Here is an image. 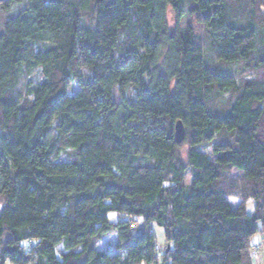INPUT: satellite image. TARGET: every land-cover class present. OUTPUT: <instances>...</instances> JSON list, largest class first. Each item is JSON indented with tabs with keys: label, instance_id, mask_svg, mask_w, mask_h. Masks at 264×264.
Masks as SVG:
<instances>
[{
	"label": "trees",
	"instance_id": "obj_1",
	"mask_svg": "<svg viewBox=\"0 0 264 264\" xmlns=\"http://www.w3.org/2000/svg\"><path fill=\"white\" fill-rule=\"evenodd\" d=\"M0 204V264H254L264 0H0Z\"/></svg>",
	"mask_w": 264,
	"mask_h": 264
},
{
	"label": "rangeland",
	"instance_id": "obj_2",
	"mask_svg": "<svg viewBox=\"0 0 264 264\" xmlns=\"http://www.w3.org/2000/svg\"><path fill=\"white\" fill-rule=\"evenodd\" d=\"M196 20H197V17H195L193 19L192 18H190V19L188 18V19L184 20L181 23V26L184 27L185 25L189 24V25H193L195 27L196 33H197V35L200 38V43L206 48V50H207L206 54L209 57L208 42L206 40L205 33L203 31V28L196 22ZM170 22H171V28L174 29V21H173V16H172L171 12H170ZM208 57H207V59L209 61ZM217 64H219V65L223 66L224 68H226L227 71L224 74H227L228 70H230V68H232L231 64H228V63L217 62ZM77 90H78V86L75 85V84H72V86L69 89V94L73 95V94H75L77 92ZM216 100L217 101H215V105H219L220 102L224 101L223 99H222V101H220L221 98L216 99ZM187 152H188V145L181 144L180 147H179V150H178V155H179L180 159L183 160L184 162L186 161ZM207 155L211 157V152H210L209 149L207 150ZM65 159H67V158L65 157ZM225 177L226 178L235 179L236 183H238L240 186L244 185V182L242 180V176L240 174L234 172L233 170L228 172V174ZM190 182H191V170H189V172L187 173V176H186V179H185V184L186 185L190 184ZM227 183H228V181H226V184ZM229 202H230V204L232 206H237V204H238V202H236V200H232V199H230ZM1 207H2V205L0 204V213L2 211ZM246 208H247L248 212H252L253 209H254V203L249 201L246 204ZM109 219L113 223L114 222H118V216L115 215V214H110ZM121 220H123V219L121 218ZM141 222H142L141 220H139V222L138 221L132 222V224H134V227L131 228L133 235H136L138 230H140L143 227ZM150 228L152 230V233L156 237V241H157V244H158L160 250L164 251L165 247L167 245L166 244L164 230L162 228L156 226L155 224H153ZM262 244H263V237H262L261 234H257L250 241V245L251 246L260 248L259 255H258L257 252H255L257 254L258 259L257 260L254 259L255 260L254 264H256V263L258 264V262H260L264 258V247H263ZM118 245H119L118 239H117V236L115 234L106 236L102 240H99L98 242H96V248L99 251L116 252ZM59 252L60 253L62 252L61 248H59Z\"/></svg>",
	"mask_w": 264,
	"mask_h": 264
},
{
	"label": "water",
	"instance_id": "obj_3",
	"mask_svg": "<svg viewBox=\"0 0 264 264\" xmlns=\"http://www.w3.org/2000/svg\"><path fill=\"white\" fill-rule=\"evenodd\" d=\"M184 139H185L184 125L182 124V122H178L175 125V140L178 144H181V143H183Z\"/></svg>",
	"mask_w": 264,
	"mask_h": 264
},
{
	"label": "crops",
	"instance_id": "obj_4",
	"mask_svg": "<svg viewBox=\"0 0 264 264\" xmlns=\"http://www.w3.org/2000/svg\"><path fill=\"white\" fill-rule=\"evenodd\" d=\"M238 205V204H237ZM236 207V206H235ZM264 260L262 259L258 264H263ZM257 264V263H256Z\"/></svg>",
	"mask_w": 264,
	"mask_h": 264
}]
</instances>
